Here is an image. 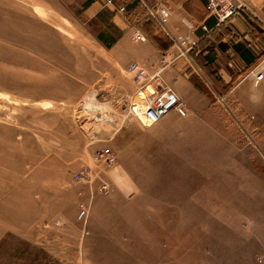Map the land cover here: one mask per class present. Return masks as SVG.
Returning <instances> with one entry per match:
<instances>
[{"label": "rangeland", "instance_id": "obj_1", "mask_svg": "<svg viewBox=\"0 0 264 264\" xmlns=\"http://www.w3.org/2000/svg\"><path fill=\"white\" fill-rule=\"evenodd\" d=\"M82 7L0 0V264H264L263 117L234 95L245 86L201 81L210 101L182 125L214 129L188 147L141 127L112 146L99 133L112 108L133 116L121 96L135 90L87 85L101 24ZM106 146L113 164L93 158Z\"/></svg>", "mask_w": 264, "mask_h": 264}, {"label": "crops", "instance_id": "obj_2", "mask_svg": "<svg viewBox=\"0 0 264 264\" xmlns=\"http://www.w3.org/2000/svg\"><path fill=\"white\" fill-rule=\"evenodd\" d=\"M67 1L83 5L81 16L85 20L101 24V29L91 34L99 46L97 50L99 55L96 56L97 62L93 64L92 80L87 82V85H93L99 77H102L103 82L97 85H117L125 90L134 91L137 83L126 70L130 62L142 63L147 68L148 77L159 64L160 57L165 54L168 57L167 54L175 55L179 52L181 46L177 44L176 36L180 35L185 38V45L190 44L192 47L207 33L202 29L201 24H206L211 30L220 23L215 15L206 10L204 0H133L130 4L127 0H118L128 9L125 13L117 10L113 5L103 4L101 0ZM233 1L240 4V7L226 21L232 28L230 33L215 43L211 49H204L202 52L217 67V73L224 83L231 82L239 89L245 86V92L238 93L240 90H235L234 95L237 100L244 99L245 109L249 113L263 117L262 131L264 132V74L260 80L255 82V74L264 71V51L263 53L258 52L256 45L248 37L249 33L253 35L249 29L254 25L264 30V0ZM161 4L169 9L164 24L154 15ZM149 17L155 20V27L151 29H147L141 23ZM138 25H142V29ZM133 29L140 32L142 38L135 37ZM224 31L228 32L229 29L226 28ZM143 33L148 34L152 39L146 38ZM160 35L170 38L172 44L164 48L166 38L157 39V36L161 37ZM188 53L189 50L186 54L178 55L165 66L160 77L154 79V83L160 81L162 84H170L185 103L187 119H193V116L200 115L210 99L206 91L195 86L191 76L198 78L200 82L210 81V79ZM192 65L199 69L200 74L192 72ZM235 76L236 78L233 79ZM259 102L262 104L260 105ZM111 111L112 117H118V125L115 127V121H107L104 130L99 135L108 139L112 146H120L123 150H126L125 148L129 145L127 143L129 134L133 133L134 143L141 140V136L139 138L137 135L141 128L145 133L155 131L158 134H174L177 142H181V147L189 146L191 133L212 132L214 129L211 125L207 127L202 124L195 125L191 130L188 126L182 125L183 118L186 116H180L174 110H169L159 121L148 126L140 125L135 117L123 111L114 108ZM110 117L111 114L108 118ZM241 163L248 164L245 159Z\"/></svg>", "mask_w": 264, "mask_h": 264}, {"label": "built area", "instance_id": "obj_3", "mask_svg": "<svg viewBox=\"0 0 264 264\" xmlns=\"http://www.w3.org/2000/svg\"><path fill=\"white\" fill-rule=\"evenodd\" d=\"M105 5H113L121 12H127L125 4L118 2V0H103ZM206 10L217 17L220 22L231 16L239 7L240 4L233 0H204ZM153 13V12H152ZM169 14V9L161 4L157 13L154 15L158 20L164 24L166 17ZM203 30L208 32L210 28L206 24H201ZM137 38H142V35L137 30L133 31ZM177 44L181 46L179 52L175 55L166 54L159 58V64L156 65L153 73L147 77V68L138 61H132L128 64L126 70L131 74L137 87L132 94L122 95L121 103L126 107V111L131 113L142 125H152L159 121L169 110H174L177 114L184 116L187 114L185 103L181 100L178 94L174 91L170 84H162L160 81L154 83V79L159 78L162 69L170 64L178 55L186 54L191 45H185L186 39L178 35L175 38ZM197 72L199 69L195 66ZM264 71L255 74V82L260 80ZM208 82V81H207ZM93 158L102 161L106 164H113L116 162V155L109 146L101 147L93 154ZM88 173L87 167H82L76 176L84 178ZM108 187L106 180H103L100 185V190ZM103 191V190H102ZM86 214V208L83 203L80 204L77 216L82 218Z\"/></svg>", "mask_w": 264, "mask_h": 264}, {"label": "trees", "instance_id": "obj_4", "mask_svg": "<svg viewBox=\"0 0 264 264\" xmlns=\"http://www.w3.org/2000/svg\"><path fill=\"white\" fill-rule=\"evenodd\" d=\"M230 17V16H229ZM227 17L223 21H221L217 26L209 30V32L206 33L200 40H198L190 49H189V56L192 58L193 61L201 68L203 73L211 80L212 84L217 85V86H222L223 90H226V88L231 84L229 83H224L221 77L217 73V67L214 66L213 62L208 59V57L203 54L202 50H209L212 48V46L221 41L222 38L227 34L230 33L231 31V26L226 23V20L229 18ZM141 22L147 29H151L155 27V20L152 17H149L145 20H142ZM142 29V25H138ZM229 29L228 32H225V29ZM159 30V29H158ZM143 32V31H142ZM159 33V31H158ZM144 36L148 39H152L148 34L143 33ZM161 36V35H160ZM162 38H166V43L164 48L169 47L172 44V40L167 37H158L157 39L163 40ZM109 45V44H106ZM236 76L233 78L235 79ZM191 79L194 81L195 86L203 90L202 82L198 80L196 77H192Z\"/></svg>", "mask_w": 264, "mask_h": 264}]
</instances>
